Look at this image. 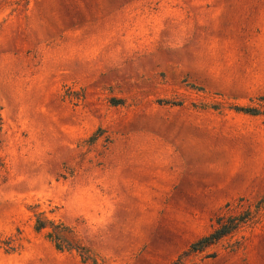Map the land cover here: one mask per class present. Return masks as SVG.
<instances>
[{"label": "rangeland", "instance_id": "1", "mask_svg": "<svg viewBox=\"0 0 264 264\" xmlns=\"http://www.w3.org/2000/svg\"><path fill=\"white\" fill-rule=\"evenodd\" d=\"M0 124V264H264V0H0Z\"/></svg>", "mask_w": 264, "mask_h": 264}, {"label": "trees", "instance_id": "2", "mask_svg": "<svg viewBox=\"0 0 264 264\" xmlns=\"http://www.w3.org/2000/svg\"><path fill=\"white\" fill-rule=\"evenodd\" d=\"M237 111L249 113L252 115L258 114L259 110L255 108H236ZM1 131V124H0ZM264 209V196L260 200L255 212ZM253 217L251 211H247L244 215L238 217H218L216 227L208 235L202 237L193 243L189 250L190 252H200L211 245L216 244L222 238L232 234ZM34 229L37 232L46 231V238L52 242L57 251H75L80 256L83 262H91L96 264L91 253L84 246H81L72 231L61 223L47 221L40 217L36 218Z\"/></svg>", "mask_w": 264, "mask_h": 264}]
</instances>
